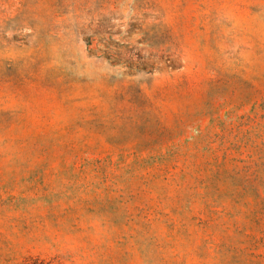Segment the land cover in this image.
<instances>
[{
  "label": "rangeland",
  "instance_id": "rangeland-1",
  "mask_svg": "<svg viewBox=\"0 0 264 264\" xmlns=\"http://www.w3.org/2000/svg\"><path fill=\"white\" fill-rule=\"evenodd\" d=\"M0 264H264V0H0Z\"/></svg>",
  "mask_w": 264,
  "mask_h": 264
}]
</instances>
